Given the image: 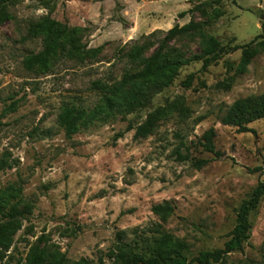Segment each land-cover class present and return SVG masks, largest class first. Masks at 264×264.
Instances as JSON below:
<instances>
[{"label":"rangeland","instance_id":"374dc122","mask_svg":"<svg viewBox=\"0 0 264 264\" xmlns=\"http://www.w3.org/2000/svg\"><path fill=\"white\" fill-rule=\"evenodd\" d=\"M2 2L0 194L22 185L19 209L32 211L0 264H27L41 237V245H55L71 261L113 264L109 253L119 233L151 254L158 228L185 241L190 260L223 248L241 204L264 181V118L248 125L255 132L221 122L235 101L264 94V0ZM46 16L79 29L82 52L72 55L66 45L46 69L27 67V58L45 47L30 28ZM189 22L201 24V31L173 38L164 51L192 58L204 48V35L231 47L252 43L256 53L247 70H241L243 49L207 67L191 60L147 107L66 135L59 123L65 105L93 109L102 102V85L141 69L127 56L134 44L145 45L149 57L172 27ZM158 108L165 115L154 132L135 137V127ZM210 128L223 154L218 158L202 146ZM3 158L16 165L1 167ZM198 159L211 161L197 168ZM164 201L175 206L167 222L152 210ZM249 218L251 237L243 248L212 264H264V195Z\"/></svg>","mask_w":264,"mask_h":264},{"label":"trees","instance_id":"16d2710c","mask_svg":"<svg viewBox=\"0 0 264 264\" xmlns=\"http://www.w3.org/2000/svg\"><path fill=\"white\" fill-rule=\"evenodd\" d=\"M3 2L0 0V24L5 20L6 13L2 10ZM185 13H182L184 15ZM201 24L189 22L184 25H175L165 35L159 47L149 56L145 57V45L134 44L128 51V58L140 64L141 69L126 75L121 81L112 85H102V102L93 109H86L77 105H65L59 114V123L65 130L66 135L71 137L76 134L81 126L88 127L96 122H108L117 119L120 115H126L150 105L154 96L166 88H169L181 68L191 60H200L203 67H207L221 57L233 51L243 49L241 70L246 71L251 63L256 50L252 43L236 45L231 47L224 45L212 35L205 36V46L201 53L192 58H184L183 54L174 48L164 51L167 42L182 35L201 31ZM79 29H72L68 25L57 21L50 16L40 19L31 26L32 36H43L45 41L44 49L37 54L27 58V67L38 65L43 69L49 66L50 58L57 53L61 47L69 46V53L75 55L82 52L81 45L76 36ZM193 75L188 77L190 84ZM165 115L164 108H158L148 115L147 120L135 127V137H146L154 132L158 120ZM264 118V94L250 97L245 100L235 101L227 113L221 118L224 125L235 126L239 132H255L248 125L254 121ZM130 126L129 129H133ZM216 131L208 129L203 135L202 146L205 151L213 153L215 157L223 154L217 150L215 144ZM181 160H188L186 156L178 153ZM210 159H198L193 165L202 168L208 164ZM16 163L9 164L6 159L1 160V167H14ZM22 185L11 184L0 194V256L13 244L14 236L22 227V219L26 213H31L32 207L26 205L19 209L22 202ZM264 195V181L253 192V196L243 201L237 213V222L230 232V238L223 248L206 250L200 252L193 259H188V244L185 241L176 239L169 233L156 232L160 237L156 239L151 254H145L137 249V246L127 242L119 233L116 244L111 249L109 256L113 264H212L223 261L231 252L241 250L245 242L251 237L250 213L256 209ZM162 222H167L175 212V206L164 201L152 208ZM42 238V237H41ZM41 238L34 244L27 257V264H92L88 258H81L71 261L65 253L55 245H41Z\"/></svg>","mask_w":264,"mask_h":264},{"label":"water","instance_id":"95a60500","mask_svg":"<svg viewBox=\"0 0 264 264\" xmlns=\"http://www.w3.org/2000/svg\"><path fill=\"white\" fill-rule=\"evenodd\" d=\"M261 18H262V19H264V15H263V16H261Z\"/></svg>","mask_w":264,"mask_h":264}]
</instances>
